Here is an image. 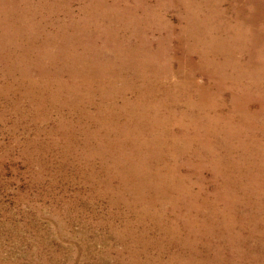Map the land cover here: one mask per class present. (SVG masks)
<instances>
[{
    "label": "rangeland",
    "instance_id": "374dc122",
    "mask_svg": "<svg viewBox=\"0 0 264 264\" xmlns=\"http://www.w3.org/2000/svg\"><path fill=\"white\" fill-rule=\"evenodd\" d=\"M263 26L264 0H0V264H264Z\"/></svg>",
    "mask_w": 264,
    "mask_h": 264
},
{
    "label": "bare ground",
    "instance_id": "6f19581e",
    "mask_svg": "<svg viewBox=\"0 0 264 264\" xmlns=\"http://www.w3.org/2000/svg\"><path fill=\"white\" fill-rule=\"evenodd\" d=\"M13 1V0H12ZM21 1V0H20ZM175 1H177V0H175ZM101 2V1H100ZM110 2V1H109ZM136 2V1H135ZM7 3V2H6ZM107 3V2H106ZM139 3V2H138ZM151 3V2H150ZM175 3V2H174ZM105 5V4H104ZM224 6V5H223ZM227 6H228V4H227ZM241 6V5H240ZM176 7V6H175ZM10 8V7H9ZM114 8V7H113ZM181 8H183V7H181ZM228 8V7H227ZM137 11V10H136ZM219 15H220V13H219ZM172 16V15H171ZM124 17H122V19H123ZM173 18V17H172ZM126 19V18H125ZM240 20V19H239ZM137 21V20H136ZM226 21V20H225ZM176 22V21H175ZM174 22V23H175ZM248 22V21H247ZM253 24V23H252ZM179 26V25H178ZM246 26V25H245ZM251 26V25H250ZM14 26L12 25L10 28H8V29H12ZM18 27H19V29H18V31L20 32V33H25V34H27L28 36H30V38L31 39H37V38H39L40 36H38V37H34L33 35H32V32H33V30H32V25L29 23V22H27V21H23V20H20L19 21V23H18ZM177 27V26H176ZM221 27H222V25H221ZM264 27V26H263ZM262 27V28H263ZM131 28V27H130ZM254 28V27H253ZM2 29L5 31V33H7L6 32V30H5V28H3L2 27ZM195 29V28H194ZM223 29V28H222ZM247 29V28H246ZM252 29V28H251ZM173 30V29H172ZM238 31V30H237ZM144 32V31H143ZM163 32V31H162ZM45 33V32H44ZM145 33V32H144ZM164 33V32H163ZM236 33V32H235ZM158 34V33H157ZM156 34V35H157ZM258 36H259V34L258 33H256ZM96 35V34H95ZM184 36H185V34H183ZM86 36V35H85ZM127 36V35H126ZM66 37V36H65ZM154 37H156V36H154ZM62 38H64V37H62ZM145 38H147V37H145ZM179 38V37H178ZM208 38H209V36H208ZM98 39V38H97ZM96 39V40H97ZM163 39V38H162ZM174 39V38H173ZM176 39V38H175ZM55 40H56V42H59L58 40H57V37H55ZM25 41V40H24ZM173 41V40H172ZM28 42V41H27ZM63 42H65L66 43V45L67 44H69L70 43V40L68 39V38H65L64 40H63ZM255 42V41H254ZM60 43H62V42H60ZM260 43V42H259ZM112 44V43H111ZM126 44V43H125ZM149 44V43H148ZM148 44H146V45H148ZM179 44V43H178ZM15 45V44H14ZM161 45V44H160ZM186 45V44H185ZM184 45V46H185ZM174 47V46H173ZM182 47V46H181ZM136 48V47H135ZM148 48V47H147ZM166 48V47H165ZM140 49V48H139ZM175 49V48H174ZM183 49V48H182ZM159 50V49H158ZM161 50V49H160ZM159 50V51H160ZM159 53V52H158ZM171 53V52H170ZM178 53V52H177ZM165 54H166V52H165ZM158 55V54H157ZM166 57V56H165ZM51 58H53L52 56H51ZM67 58V57H66ZM77 58H79L78 56H77ZM196 58V57H195ZM10 59V58H9ZM172 59V58H171ZM186 59V58H185ZM197 59V58H196ZM203 59V58H202ZM95 60L96 61H98V58L96 57L95 58ZM167 60V59H166ZM180 60V59H179ZM198 60V59H197ZM17 61V60H16ZM181 61V60H180ZM230 61V60H229ZM228 61V62H229ZM185 62V61H184ZM228 64V63H227ZM226 64V65H227ZM156 65V64H155ZM160 65V64H159ZM165 65V64H164ZM189 66V65H188ZM185 67V66H184ZM189 67H191V66H189ZM187 70V69H186ZM186 70H185V72H186ZM37 71V70H36ZM179 71V70H178ZM202 71H203V69H202ZM196 74V73H195ZM215 89V88H214ZM237 98V97H236ZM147 129H149V128H147ZM258 138V137H257Z\"/></svg>",
    "mask_w": 264,
    "mask_h": 264
}]
</instances>
